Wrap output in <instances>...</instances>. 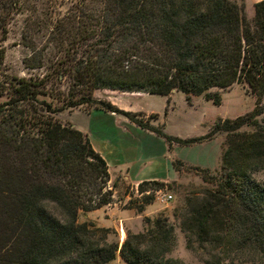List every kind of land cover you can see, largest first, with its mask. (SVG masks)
I'll return each instance as SVG.
<instances>
[{"label": "trees", "instance_id": "obj_1", "mask_svg": "<svg viewBox=\"0 0 264 264\" xmlns=\"http://www.w3.org/2000/svg\"><path fill=\"white\" fill-rule=\"evenodd\" d=\"M17 5L5 0L2 9ZM250 12L231 0H75L48 17L47 41L60 57L42 76L0 73V264H106L116 251L126 264H184L166 256V217L142 233L127 232L118 247L108 228L77 222L79 211L111 203L114 183L108 185L106 164L86 135L56 119L75 108L121 114L168 145L224 134L218 171L193 167L201 184L172 216L202 264H264V181L252 177L264 170V0ZM4 23L1 16L2 36ZM233 84L254 95L253 109L183 139L92 96L145 92L167 103L178 91L187 101L202 94L218 105L210 89ZM181 163L173 160L172 168L178 172ZM168 185L142 181L137 190Z\"/></svg>", "mask_w": 264, "mask_h": 264}, {"label": "rangeland", "instance_id": "obj_2", "mask_svg": "<svg viewBox=\"0 0 264 264\" xmlns=\"http://www.w3.org/2000/svg\"><path fill=\"white\" fill-rule=\"evenodd\" d=\"M3 1L5 0H0V17L5 16V33L2 36L0 29V73L8 77L42 76L46 73L44 68L49 66V61H55L60 57L58 49L47 41L48 23L46 20L48 17L54 19L61 16L71 1L75 0H16L17 6L5 10L2 9ZM231 1L238 7H242L248 16L256 0ZM42 64L43 67H26ZM60 87L62 88L63 85ZM210 91L218 92L220 97L218 105L205 100L202 94L190 96L187 101L181 92L171 91L167 103L166 97L160 95H151L146 99L136 101L141 107L151 109L157 114L135 113H140L137 118L143 124L157 127L169 136L183 139L202 136L218 119H232L250 112L254 107V95L249 93L243 84H233L229 88H212ZM111 94L106 90L92 92L94 98L101 100H105ZM261 101L264 102V97ZM61 113H57L55 117L64 123L61 120ZM257 119L260 120L261 116ZM243 130L247 131L248 128L245 127ZM221 136L223 142L225 136L224 134ZM220 137L218 136L216 141L209 145L217 144ZM205 141L207 140L191 144H195V148H201L200 151H203L206 146ZM170 146L184 150L186 145L171 143ZM181 165L180 168L178 167L177 180L171 181L168 187L163 186L156 190L147 189V191L138 192L137 186L119 187L115 182L112 201L107 205V209H104V212L100 209L90 211L92 212L90 213L91 218L85 220L92 221L97 227L99 226L96 223L108 225L109 227H104L110 230L108 240L116 242L118 247L127 232L142 233L152 225L151 222L157 216L166 217L167 223L172 227V243L166 256L184 264H202L201 259L185 247L183 234L177 227V220L172 216L174 208L182 203L183 197L201 184L193 167L183 163ZM252 177L258 181H264V170L254 171ZM162 194H168L171 198L168 201L161 200ZM147 197H151L150 202L145 203ZM123 210H131L130 212L137 213L139 217L130 218L127 215L131 213ZM82 214L83 212H78L77 222H83ZM106 264L126 263L121 260L116 251L114 257Z\"/></svg>", "mask_w": 264, "mask_h": 264}, {"label": "crops", "instance_id": "obj_3", "mask_svg": "<svg viewBox=\"0 0 264 264\" xmlns=\"http://www.w3.org/2000/svg\"><path fill=\"white\" fill-rule=\"evenodd\" d=\"M106 91L112 94L105 100L120 110L143 114L155 113L136 103V101L146 99L153 94ZM61 114V120L86 135L92 149L104 160L109 178L108 185L116 182L119 187L128 185L133 188L142 181L155 180L164 183L176 181L178 173L172 168L173 160H179L190 167L207 168L212 171L219 169L221 134H215L211 139L205 141L206 146L203 151H200L201 148H195V144H188L184 146V150H178L172 146L169 147L163 138L137 126L121 114L94 108L88 110L75 108ZM218 136L221 137L218 138L217 144L210 146L209 144L216 141ZM99 209L103 211L107 209V206ZM99 209H95V211ZM143 210L145 211V209ZM123 211H129L128 213L131 214L127 216L130 218L139 217L137 213L130 212L131 210ZM90 213L92 212H83V221L91 218ZM123 221L126 224L125 220ZM96 224L99 227H109L106 224Z\"/></svg>", "mask_w": 264, "mask_h": 264}, {"label": "built area", "instance_id": "obj_4", "mask_svg": "<svg viewBox=\"0 0 264 264\" xmlns=\"http://www.w3.org/2000/svg\"><path fill=\"white\" fill-rule=\"evenodd\" d=\"M159 192H160V190H159ZM170 198H171V196L168 195V194H162V195H161V200L163 199V200H165V201H168Z\"/></svg>", "mask_w": 264, "mask_h": 264}, {"label": "water", "instance_id": "obj_5", "mask_svg": "<svg viewBox=\"0 0 264 264\" xmlns=\"http://www.w3.org/2000/svg\"><path fill=\"white\" fill-rule=\"evenodd\" d=\"M121 245V244H120Z\"/></svg>", "mask_w": 264, "mask_h": 264}]
</instances>
